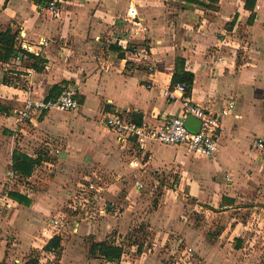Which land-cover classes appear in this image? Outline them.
I'll list each match as a JSON object with an SVG mask.
<instances>
[{
	"label": "crops",
	"instance_id": "obj_1",
	"mask_svg": "<svg viewBox=\"0 0 264 264\" xmlns=\"http://www.w3.org/2000/svg\"><path fill=\"white\" fill-rule=\"evenodd\" d=\"M213 1L66 0L52 18L46 0H0V31H18L23 46L46 61L41 72L15 59L0 62V193L15 152L35 159L53 140L62 149L53 175L41 177L42 165L26 182L29 194L15 192L26 203L10 192L8 207L0 206V264H30L31 250L41 254L34 236L49 218H67L81 185L68 180L82 171L84 182L98 174L110 178L102 194L106 214L66 233L60 260L38 264H175L179 246L192 248L199 264H264V153L256 148L264 141V0ZM131 7L138 10L139 26L128 20ZM226 32L236 43L230 50L240 56L220 52L224 62L218 63L210 54ZM129 45L137 52L126 51ZM115 46L125 51L124 59ZM177 57L195 76L193 104L217 113L236 104L222 119L212 158L157 142L146 151L124 147L101 122L105 112L154 126L182 116L180 96L170 100L165 94ZM7 78L18 85L3 84ZM68 89L80 103L77 112L53 110L33 123L18 122L28 99L57 98ZM135 161L142 170L132 167ZM156 190L164 193L152 211L145 193L151 198ZM142 225L152 240L141 255L131 246L118 263L89 256L91 240L116 235L119 244Z\"/></svg>",
	"mask_w": 264,
	"mask_h": 264
},
{
	"label": "built area",
	"instance_id": "obj_2",
	"mask_svg": "<svg viewBox=\"0 0 264 264\" xmlns=\"http://www.w3.org/2000/svg\"><path fill=\"white\" fill-rule=\"evenodd\" d=\"M65 1L66 0H46L45 9L52 18H58L61 12L60 6ZM127 17L133 26L140 25L139 13L136 7L129 8ZM222 36L223 38H221L218 46L211 53V56H214L218 63L224 62L223 55L220 52H227L230 45L235 43L229 38L230 36L227 32L222 33ZM41 42L43 46L49 44L47 38H43ZM23 48L29 50L27 45H24ZM229 51L234 58H238L237 51H233L232 49ZM15 61L19 63L21 61V56L15 58ZM148 67L150 71L155 69L154 65H148ZM165 94L170 100L177 99L178 96H180L184 106V114L182 116L169 117L158 126H154L147 124L138 125L125 113L105 112L102 114L101 122L116 135L118 142L124 147L137 146L140 150L146 151L150 143L157 142L167 147L183 148L190 156L201 158L214 157L219 148L222 119L233 112L236 104L230 102L225 109L218 113L206 107L195 105L191 102L189 96L185 95L186 86L183 84H178L175 88L167 90ZM79 108L80 103L76 97L75 91L68 89L57 98L28 99L24 106L17 112L18 122L27 125L37 121L43 114L53 110L59 112H77ZM189 116H193L201 122L199 132H194L187 126L186 120ZM57 143L58 141L53 140L46 144V147L49 148V160L43 164V170L48 169V171H51L55 164L54 160L61 155L62 149ZM256 148L260 153H264V141L259 139L256 143ZM131 165L135 170L140 171L143 169V166L137 161L131 162ZM90 180L92 179H88L82 183L71 196L67 208V218L60 216L49 218L43 229L34 236V242L40 245L41 256H43L45 246H47L53 238H61L63 240L66 233H75V231H77L80 222H95L100 219V216L106 214L105 205H103V207L101 206L103 200L102 194L106 186L102 187L97 182ZM27 181L28 179L21 180L19 176L11 170L7 174L6 179L1 183L0 206L8 207L10 192L18 191L26 195L29 194V189L26 188ZM136 184L140 191L145 188V184L140 180ZM24 189H26L27 192H25ZM57 255L58 250L56 249L52 251L49 258L41 257V260L44 259L45 262L55 263L58 261ZM174 263L199 264L193 256L192 248L179 250V252L176 253Z\"/></svg>",
	"mask_w": 264,
	"mask_h": 264
},
{
	"label": "trees",
	"instance_id": "obj_3",
	"mask_svg": "<svg viewBox=\"0 0 264 264\" xmlns=\"http://www.w3.org/2000/svg\"><path fill=\"white\" fill-rule=\"evenodd\" d=\"M216 1V2H215ZM219 0H214V3H217ZM22 37L18 31H13L11 28H8L4 31H0V62L8 63L10 60L21 56L22 63H25L27 67L33 68L38 72H41L44 68L46 61L41 57V55H36L34 52H30L27 49L23 48ZM116 52H119L121 59L125 58V51L119 46L112 47ZM137 47L129 45L126 51L131 53L137 52ZM124 52V53H123ZM25 66V67H26ZM185 61L179 57L175 60V72L172 80V88L176 87L178 84H183L186 86V96L191 95L192 87L195 81V76L193 73L186 70ZM3 84L8 86L18 85L15 84L11 78L3 80ZM22 87H25L23 84ZM132 119L140 124L141 121L137 120L135 117ZM14 165L12 171L19 176L21 180H27L35 174L37 169L43 165L46 161L49 160V148L43 147L35 159L29 158L18 152L14 153L13 156ZM10 198L26 203V199L20 196L19 194L13 192L10 193ZM152 233L145 226H139L138 229H134L132 233L121 238V243L118 242V237L112 235L102 242H95L94 240L90 241L89 247V256L93 259L104 260L107 262L118 263L122 260V256L127 251V248L131 246L137 247V254L141 255L143 253L144 244L146 241L150 240ZM62 239L53 238L43 250V256L39 254L37 256V262L39 263L41 257L49 258L53 250H58V260H60L62 255ZM179 250L182 249V246H179Z\"/></svg>",
	"mask_w": 264,
	"mask_h": 264
},
{
	"label": "rangeland",
	"instance_id": "obj_4",
	"mask_svg": "<svg viewBox=\"0 0 264 264\" xmlns=\"http://www.w3.org/2000/svg\"><path fill=\"white\" fill-rule=\"evenodd\" d=\"M132 25V24H131ZM232 39V38H231ZM234 41V40H233ZM229 50H230V48H228ZM228 50V51H229ZM229 53H230V51H229ZM237 53H238V57L240 56V53H239V50L237 51ZM211 55V54H210ZM101 118V117H100ZM58 158H56L54 161H56ZM85 172H87V171H85ZM84 172L82 171L81 173H80V175H76V177H71V178H69L70 180H68V181H71L70 183H69V185H73V184H75L76 183V181H78V183H84V181L82 180V179H80L81 177H82V175L81 174H83ZM39 175L41 176V177H44V178H46V179H48L51 175H53V174H51L50 173V171H48V170H41L40 172H39ZM91 179L92 180H90V181H94V182H97L99 185H101L102 187H105L106 186V182H108L109 181V179H108V177L106 176V175H94V176H92L91 177ZM82 180V181H81ZM163 193H164V191L163 190H156V191H154V195L150 198V194H148V193H145V194H147V196H146V201H145V206H149V205H152V206H150V207H152L151 208V210L152 211H156L157 210V208H158V205H159V198L163 195ZM149 204V205H148ZM194 216L196 217V220L197 221H203L204 220V216L202 217V214H197V213H194ZM202 217V218H201ZM144 227L146 226V225H143ZM139 228V227H138ZM138 228H135V229H138ZM151 240H152V238H150V240H148V241H146V243H147V245H150V243H151ZM37 256H38V253H37V251L34 249V250H31L30 251V254L28 253L27 254V257H26V259L28 260V262H30V264H38V263H35V262H37ZM134 260V259H133Z\"/></svg>",
	"mask_w": 264,
	"mask_h": 264
},
{
	"label": "water",
	"instance_id": "obj_5",
	"mask_svg": "<svg viewBox=\"0 0 264 264\" xmlns=\"http://www.w3.org/2000/svg\"><path fill=\"white\" fill-rule=\"evenodd\" d=\"M186 124L192 129V131L194 132L200 131L201 122L198 119L194 118L193 116L187 117Z\"/></svg>",
	"mask_w": 264,
	"mask_h": 264
}]
</instances>
